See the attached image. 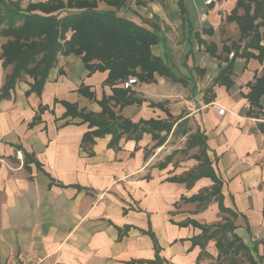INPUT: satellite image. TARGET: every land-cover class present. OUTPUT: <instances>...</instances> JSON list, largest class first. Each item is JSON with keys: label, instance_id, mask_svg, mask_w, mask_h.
<instances>
[{"label": "crops", "instance_id": "0c3cea01", "mask_svg": "<svg viewBox=\"0 0 264 264\" xmlns=\"http://www.w3.org/2000/svg\"><path fill=\"white\" fill-rule=\"evenodd\" d=\"M140 1L118 15L155 31L151 54L175 79L130 76L138 80L125 95L130 103L110 102L115 116L133 124L171 126L143 132L137 141L122 134L108 146L112 135L105 134L83 144L96 127L66 115L67 108L98 115L99 101L124 80L110 86L107 72L88 74L81 56L58 55L40 93L22 74L2 98L12 66H2L6 39L0 36V264L37 258L47 264H149L155 260L150 234L160 259L150 264H214L215 241L197 261L202 250L191 239L201 231L180 225L222 224L230 217L213 199L205 206L184 200L205 195L212 180L200 178L190 188L170 181L201 164L199 146L190 145L196 134L204 136L206 156L222 183V205L237 214L234 233L254 262L264 264V132L258 129L264 106L248 115L244 97L264 63L237 57L233 85L213 83L225 59H232L226 47L239 39L235 22H226L235 0ZM98 9L112 10L102 2Z\"/></svg>", "mask_w": 264, "mask_h": 264}, {"label": "trees", "instance_id": "16d2710c", "mask_svg": "<svg viewBox=\"0 0 264 264\" xmlns=\"http://www.w3.org/2000/svg\"><path fill=\"white\" fill-rule=\"evenodd\" d=\"M132 1L136 5L141 3L140 0H46L29 2L22 8L19 2L0 0V36L6 39L2 47V66H12V71L2 87L1 97L8 96L22 74L32 78V89L40 93L58 55L81 56L88 74L96 71L107 72L105 83L110 86L120 84L130 76L137 77L141 82H152L154 75L175 79L167 64L151 54L150 47L158 41L155 31H149L118 15ZM100 2L112 10H99ZM226 22H235L239 39L226 47V52L233 51L232 59H225L227 64L220 69L213 83L229 89L233 85L230 77L235 58L256 59L260 64L264 63V46L261 44L264 41V0H235V6L226 17ZM249 89L244 95L250 104L247 114H254L255 109L260 114L264 106V67L260 76H254V83L249 85ZM127 91L113 87V95L109 98L103 96L99 101L102 110L98 115L67 108L66 115L81 118L83 122H88L90 128L96 127L94 131L84 134V145H92L94 138L105 134L112 135L108 146H113V140L122 134L137 141L143 132L152 134L171 128L170 125L158 121L133 124L115 116L110 102H120L121 106L130 103V100L125 99ZM258 129L264 132V124H259ZM190 139L192 147L199 146L196 158L202 162L195 170L182 177L170 178V181L184 183L190 188L200 178H210L213 186L209 192L184 200L205 206L213 199L218 203L220 211L230 216L224 218L222 224L215 225H200L191 220L180 223L181 226L191 224L201 231L191 239L192 244L200 246L202 250L197 261L207 255L203 252L204 247L210 240H214L218 263L243 264L238 259L242 253L249 264H256L251 250L234 233L236 227L233 221L237 214L222 205V183L206 156L204 136L196 134ZM150 236L154 241V262H157L160 261L159 248L153 234ZM253 250L256 252L255 248ZM260 260L264 262V258L260 257Z\"/></svg>", "mask_w": 264, "mask_h": 264}, {"label": "built area", "instance_id": "2783aa9c", "mask_svg": "<svg viewBox=\"0 0 264 264\" xmlns=\"http://www.w3.org/2000/svg\"><path fill=\"white\" fill-rule=\"evenodd\" d=\"M137 84H138V80L135 77H129L122 82L121 86L124 90H131L132 87L136 86ZM217 112L219 115H223L225 113V109L219 108ZM13 264H15V263H13ZM22 264H47V263H46V260L44 258H37V259L32 260V261H26Z\"/></svg>", "mask_w": 264, "mask_h": 264}, {"label": "rangeland", "instance_id": "374dc122", "mask_svg": "<svg viewBox=\"0 0 264 264\" xmlns=\"http://www.w3.org/2000/svg\"><path fill=\"white\" fill-rule=\"evenodd\" d=\"M12 1L19 2L20 6L22 8H25L27 6V4L30 2V0H12ZM238 259H240L241 261H243V264H249L248 263V260L246 259V257H244V255L242 253L240 254V258H238ZM214 264H220V263H218L216 261Z\"/></svg>", "mask_w": 264, "mask_h": 264}]
</instances>
